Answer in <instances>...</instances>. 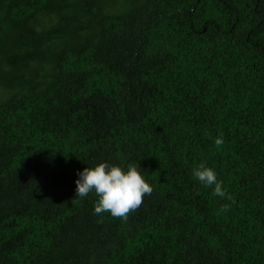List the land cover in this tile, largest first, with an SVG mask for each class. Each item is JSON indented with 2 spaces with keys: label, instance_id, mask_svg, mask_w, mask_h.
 <instances>
[{
  "label": "trees",
  "instance_id": "trees-1",
  "mask_svg": "<svg viewBox=\"0 0 264 264\" xmlns=\"http://www.w3.org/2000/svg\"><path fill=\"white\" fill-rule=\"evenodd\" d=\"M101 161L126 220L76 198ZM0 264H264V0H0Z\"/></svg>",
  "mask_w": 264,
  "mask_h": 264
},
{
  "label": "clouds",
  "instance_id": "clouds-1",
  "mask_svg": "<svg viewBox=\"0 0 264 264\" xmlns=\"http://www.w3.org/2000/svg\"><path fill=\"white\" fill-rule=\"evenodd\" d=\"M217 148L224 144L221 136L214 140ZM194 178L205 188H211L213 195L226 198L227 191L214 168L206 163H200L193 169ZM76 198L87 197L95 193L98 197L94 213L105 212L112 217L127 219L130 212L138 209L145 196L153 192L151 184L145 179L140 167L134 164L117 165L101 161L95 166H87L77 173ZM230 205L225 204L222 211H227Z\"/></svg>",
  "mask_w": 264,
  "mask_h": 264
}]
</instances>
